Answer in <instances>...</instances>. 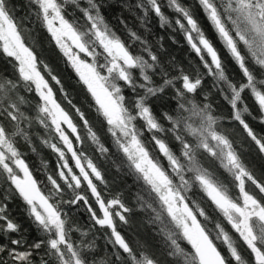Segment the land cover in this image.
I'll return each mask as SVG.
<instances>
[{
    "label": "snow or ice",
    "instance_id": "snow-or-ice-1",
    "mask_svg": "<svg viewBox=\"0 0 264 264\" xmlns=\"http://www.w3.org/2000/svg\"><path fill=\"white\" fill-rule=\"evenodd\" d=\"M87 3L89 7L81 8V11L90 27L81 30L64 15L65 6L72 4L79 7V0H28L36 19L68 58L71 67L95 100L97 112L106 121L107 131L113 137L117 150L127 158L129 170L137 175V179H143L148 186L150 199L138 196V200L142 208L150 209L154 213L150 222H158L160 225V233L167 241L166 256L174 258L175 264H264V183L259 182L248 170L228 135L218 130L222 118L213 115L212 106L208 103L201 106L194 98H189V94L197 92L201 78L197 76L192 79L183 70L179 76L168 78L157 55L146 41L141 40L135 32H130L132 38L140 40L143 45L144 54H133L105 23L96 0H87ZM198 4L219 41L239 68L243 77L241 82L235 83L229 78L217 49L201 29L191 10L184 7L180 0H168V6L183 18V21L177 18L176 25L200 57L208 74L213 77L214 86L218 87L230 105L231 120L238 122L259 152L264 153V137L258 136L245 119L246 115L252 114L244 99L246 92L254 99L260 112L259 122L264 124V0H198ZM136 7L144 11L145 18L150 10L159 18L161 26L169 24L159 0H140ZM12 13L9 0H0V50L16 62L14 67L19 77L17 80L0 77V176L10 182V186H14L15 192L28 206L29 216L37 231L47 239L33 241L28 245V250H18L26 241L23 237H10L9 234L20 232V226L8 217L6 205H0V235L9 241L8 245L0 243V264H33L32 250L38 251L45 245V255L54 259L56 264H90L85 252L92 249L93 244H75L70 233L79 229L67 227V213H62L57 204L50 202L52 197H63L65 186L72 192V198L61 200L60 203L77 205L82 201L87 205V211L91 213L95 224L111 230L108 243L117 249L113 253L116 264H159L156 258L146 252H137L117 230L114 217L127 223L123 213L130 212L131 209L121 203L119 198L105 202L101 197L91 177L104 183L102 174L91 159L82 151L78 153L74 149L69 132L75 136L77 143H82L77 126L55 99L53 88L39 67L43 61L38 60L34 51L26 45L22 30ZM97 45L106 54L103 64L97 63V56L100 55ZM204 53H207L210 62ZM80 54L90 57L91 62L81 58ZM101 69L106 74H102ZM157 69L163 78V83L159 86L154 85L150 75ZM43 70L57 85L61 83L46 64ZM134 70H138L139 78L134 76ZM177 80L182 81L180 88L175 87ZM21 85L29 92L34 87L39 97L36 123L46 131L56 133L67 152L71 153L75 167L79 169V175L75 174L69 166L65 152L57 144L43 140L63 161L58 166L59 180L63 181V185L53 176H48L52 186L50 196L41 193L37 181L33 179L15 145L16 137L31 143L28 132L21 126L24 121L29 125L32 123V118L26 116L20 108V105L28 103L19 95ZM167 87L175 88L174 99L177 106L175 115L167 112L163 114L169 125L165 127L153 115L146 101L149 97L163 93ZM124 88L137 94L132 109L126 104ZM138 89L144 94L139 95ZM61 91L63 92L62 87ZM68 102L71 104V100ZM76 112L88 130L89 140L97 145L102 155L107 153L108 149L100 143L84 114L79 108H76ZM2 121L11 123L14 131L9 132ZM137 121H143V129L152 134L151 140L167 160V168L150 155L142 140L144 132L137 126ZM158 134H171L179 145V154ZM188 137L192 138L191 141ZM201 151L219 161L220 166L239 188V199H234L229 193L228 185L214 178L202 166L199 159ZM82 161L86 162L90 171L86 170ZM13 166L23 173L22 178ZM81 178L87 183L102 217L96 214L88 198L78 191L82 185ZM246 181L258 189L260 198L246 190ZM195 186H199L238 234L239 240L248 250L247 258L240 245L220 223L216 224L217 231L213 238L211 231L198 220L196 213L206 220L208 217L198 204L193 202L194 207H190L187 202V194ZM155 203L159 204V209L154 207ZM114 206H118L120 210L113 212ZM164 213L167 214V220ZM81 235L86 236L87 233ZM179 239L186 241L191 250H185L178 243ZM216 241L223 244L226 253ZM40 264H49V260L42 257ZM92 264L110 262L103 259L93 261Z\"/></svg>",
    "mask_w": 264,
    "mask_h": 264
},
{
    "label": "trees",
    "instance_id": "trees-1",
    "mask_svg": "<svg viewBox=\"0 0 264 264\" xmlns=\"http://www.w3.org/2000/svg\"><path fill=\"white\" fill-rule=\"evenodd\" d=\"M139 2L140 0H96V3L100 7V14L103 16L105 23L116 33L121 41L129 47V50L133 54H144L142 52L143 45L140 40H134L130 32H135L141 40L147 42L153 53L157 55L160 66L168 74V78L179 76L181 70L192 79H195L197 76L201 78L200 87L197 89L196 93L189 94V98H194L196 103L201 106L205 103L212 106L213 115L222 118L218 125V130L224 131L228 135L229 139L233 142L234 148L240 155L242 162L259 182L264 183V162L258 155L256 145L247 137V134L243 131L238 122L231 120L232 110L230 105L224 99L218 87L214 86L215 81L213 77L208 74L200 57L197 56L185 38L184 33L176 25V19L180 18L183 21V18L179 17V14L168 6V0H159L162 12L169 19L168 25L161 26L159 18L150 10L147 17H144V11L136 7ZM180 3L191 10L205 35L213 42L229 78L235 83L241 82L243 77L239 68L231 59L230 55H227L221 49L217 41V35L200 8L198 1L180 0ZM79 5V7L72 4L66 5L64 15L70 22H74L83 28L84 25L86 27L88 22L81 8H88L89 5L87 0H79ZM9 7L13 9L12 14L22 30L26 45L34 51L38 60L43 61V64L39 65V67L42 74L53 88L55 99L69 113L77 126L78 134L82 138V143H77L75 136L71 135L69 132V138L73 141L74 149L78 153L82 151L86 157L91 159L102 174L104 183L97 181L95 177H91L93 182L97 185L101 197L105 202L113 198H119L121 203L131 209L130 212L123 213L128 221L127 223H123L118 217H114L117 230L137 252H146L148 255L156 258L159 264H175L174 258L166 256L168 250L167 241L163 234L160 233L159 223L150 222L154 213H152L150 209L142 208L141 202L138 200V196L150 199L147 191L148 186L144 183L143 179H137V175L129 170L126 157L122 152H119L114 145L113 137L107 131L108 126L106 121H104V118L97 112L95 101L87 91L86 86L80 81L75 70L71 67L68 58L57 47L55 41L51 38L46 28L43 27L42 23L36 19L34 10L28 5V0H9ZM80 55L81 58L85 59L83 54ZM204 55L210 62L207 53H204ZM99 57L100 55L97 56V60ZM15 63L16 62L12 58L6 57L2 50H0V77L17 80L19 77L16 67H14ZM45 64L60 80L61 83L59 85H57L55 81H52L47 72L43 70ZM133 74L139 78L138 70H134ZM150 75L152 76L154 85L159 86L163 83V78L159 69H157L155 73H150ZM181 84L182 81L177 80L175 87L180 88ZM61 87L63 88V92L61 91ZM137 92L139 95L144 94L143 91L139 89ZM65 94H67V99H65ZM19 95L23 96L25 100L28 101V103L20 105V108L26 116L32 118V123L29 125L27 121H24L21 126L28 132L31 143L25 141L23 138L16 137L15 145L21 153V158L25 161L28 169L37 181L41 191L45 196H50L52 186L48 181V176H53L63 185V181H60L58 176V171L60 170L58 166L61 165L63 161L59 159L58 154L54 152L51 147L42 142L43 140H49L50 143L57 144V146L65 152L66 159L73 171L75 173H79V171L75 167V162L72 160L71 156H68L70 153L67 152V149L56 133L54 131H46L36 123V105L39 103V97L36 95L34 87L33 90L29 92L21 85L19 88ZM123 95L126 97L127 106L132 109L137 94H134L128 88H124ZM205 96H207V99H205ZM174 97L175 88L167 87L163 93L155 97H149L146 101L153 115L165 127L169 125L168 122L164 120L163 114L165 112L172 115L176 114L175 109L177 101ZM244 99L252 114L245 116L246 121L258 136L261 135L264 137V124L259 122L260 112L257 104L247 92L244 94ZM69 100H71V104H69ZM73 105L76 107L74 108ZM76 108H79L84 114L92 130L97 134L100 143L108 149L107 153L102 155L97 145L89 140L88 130L84 127V122L77 114ZM253 117L256 118L254 119ZM2 122L9 132L14 131L11 123L8 121ZM139 123L141 122L138 121L137 126L140 128L141 124L139 126ZM141 130L144 132L142 140L150 155L154 159H158L160 163L167 168L166 159L159 153L154 141L151 140L152 134L144 130L143 127H141ZM161 138L165 139L172 150L179 154V145L171 134L161 135ZM188 139L191 141L192 138L188 137ZM199 159L202 166L207 168L208 171L213 174L214 178L228 185L229 193L234 198L236 196L235 191L237 190L236 184L220 166L219 161H216L203 151L200 152ZM83 163L86 170H88L86 162ZM16 171L17 173L19 172L18 169H16ZM10 187L11 191H9ZM245 187L250 193L256 194L257 198L261 197V194L258 193V189L250 182L246 181ZM78 191L88 198L89 204L96 214L102 217L103 214L96 204L95 198L91 196V192L87 188V183L84 182L83 179L81 189ZM187 195L189 197L187 201L189 206L194 207L193 202H195V204L203 208L208 217L207 222H209V225L211 223L213 225L220 223L225 230L229 232L236 243L240 245L241 251L247 258L248 250L246 246L242 244L238 234L234 232L231 226H227L222 220L219 210L215 208L199 186L192 188ZM5 196H7V199H5ZM71 198L72 192L65 186V194L63 197H52L50 202L57 204L62 213H67V227L79 229V231L70 233L72 241L77 245L93 244V248L85 252L90 264H92L93 261L98 262L103 259H108L110 264H116L113 253L117 251V249L114 248L112 244L108 243V239L111 237V230L106 226L101 227L100 225H96L94 220L91 219V213L87 211V205L82 201L77 205L60 203L61 200H68ZM0 205H6L8 217L20 226L19 233L9 234L11 238L23 237L25 239L26 244L18 248V250H28V245L33 241L47 239L46 236L37 231L33 219L29 216L28 206L19 194L15 192L14 186H10V182L6 181L3 176H0ZM154 207L159 209V204L155 203ZM116 209L120 210L118 206H114L112 211L114 212ZM196 214L198 220L211 231L205 223L206 219L199 216L198 213ZM164 217L166 220L168 219L166 213H164ZM81 233H87V235L82 236ZM0 243L8 245L9 241L7 238L0 235ZM178 243H180V240H178ZM218 246L226 253V250L220 244H218ZM182 247L187 251L191 250V247L189 248L185 244H183ZM32 251L33 264H40L42 257L48 259L49 264H56L54 259H50L45 255L46 245L38 251ZM4 258L7 259V256H4Z\"/></svg>",
    "mask_w": 264,
    "mask_h": 264
},
{
    "label": "rangeland",
    "instance_id": "rangeland-1",
    "mask_svg": "<svg viewBox=\"0 0 264 264\" xmlns=\"http://www.w3.org/2000/svg\"><path fill=\"white\" fill-rule=\"evenodd\" d=\"M198 1V0H197ZM60 2H62V0H60ZM211 24V23H210ZM87 25H89V24H86V27H85V25L83 26V28H81L80 26V28H81V30H84L85 28H87V27H90V25L89 26H87ZM217 41H218V43H219V45H220V47H221V49L227 54V55H229L228 54V51H227V49L223 46V44L219 41V38L217 37ZM97 52L98 53H100V57L98 58V60H97V63L98 64H103V63H105V56H106V54L103 52V49L102 48H100L98 45H97ZM85 59L88 61V62H91V58L90 57H85ZM101 72H102V74H106L105 72H104V70L103 69H101ZM94 100V99H93ZM95 101V100H94ZM98 107V106H97ZM141 123H139V126H140V124H141V126H140V128L141 127H143V121H140ZM137 124H138V121L136 122ZM66 127V126H65ZM69 157L71 156V153L68 155ZM72 158V157H71ZM126 160H127V158H126ZM167 161V160H166ZM14 168H15V166H13ZM14 170H16V169H14ZM19 171V170H18ZM65 171H67V170H65ZM78 171H79V169H78ZM75 173V172H74ZM18 174L21 176V178H22V174H21V172H18ZM75 174H77V175H79V173H75ZM236 191H235V197H234V199H239V188L236 186ZM203 192V191H202ZM204 193V192H203ZM205 194V193H204ZM119 209V208H118ZM117 210V209H116ZM220 216H221V218H222V220L226 223V225L227 226H231V225H229L228 223H227V221L224 219V217H223V215L220 213ZM205 223L208 225V227L211 229V231H212V234H213V237L215 238V234H216V225H213L212 223L209 225V222H207V220L205 221ZM180 240V244H185L186 246H188L189 248H190V245H188L187 244V242L186 241H184L183 239H179ZM217 243L218 244H220L223 248H224V246H223V244L220 242V241H217ZM181 245V246H182ZM225 249V248H224ZM226 250V249H225Z\"/></svg>",
    "mask_w": 264,
    "mask_h": 264
},
{
    "label": "flooded vegetation",
    "instance_id": "flooded-vegetation-1",
    "mask_svg": "<svg viewBox=\"0 0 264 264\" xmlns=\"http://www.w3.org/2000/svg\"><path fill=\"white\" fill-rule=\"evenodd\" d=\"M256 148H257V146H256ZM257 151H258V155H259L260 159L264 162V153H260L258 148H257Z\"/></svg>",
    "mask_w": 264,
    "mask_h": 264
},
{
    "label": "water",
    "instance_id": "water-1",
    "mask_svg": "<svg viewBox=\"0 0 264 264\" xmlns=\"http://www.w3.org/2000/svg\"><path fill=\"white\" fill-rule=\"evenodd\" d=\"M29 170V169H28ZM29 172H30V170H29ZM31 173V172H30ZM22 174V177H23V173H21ZM31 175H32V173H31ZM32 177H33V179L35 180V178H34V176L32 175ZM37 187L39 188V186H38V184H37ZM40 189V188H39ZM40 191H41V189H40ZM41 193L44 195V193L41 191ZM215 206V205H214Z\"/></svg>",
    "mask_w": 264,
    "mask_h": 264
}]
</instances>
